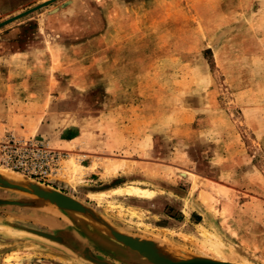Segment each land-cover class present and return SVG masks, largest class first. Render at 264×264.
<instances>
[{
	"label": "rangeland",
	"instance_id": "rangeland-1",
	"mask_svg": "<svg viewBox=\"0 0 264 264\" xmlns=\"http://www.w3.org/2000/svg\"><path fill=\"white\" fill-rule=\"evenodd\" d=\"M44 1L0 0V23ZM20 141L52 151L47 173L16 166ZM2 173L87 211L0 185L19 202L0 264H154L116 234L264 264V0H52L0 24Z\"/></svg>",
	"mask_w": 264,
	"mask_h": 264
},
{
	"label": "water",
	"instance_id": "water-1",
	"mask_svg": "<svg viewBox=\"0 0 264 264\" xmlns=\"http://www.w3.org/2000/svg\"><path fill=\"white\" fill-rule=\"evenodd\" d=\"M51 1L52 0L44 1V2L38 4L32 8L24 11V12H21L15 16L1 22L0 24L11 21V20L18 18V17H20V16H22V15H24L30 11H33L39 7L47 5ZM0 185L3 187L16 188L19 190L31 192L39 198H42V199H45V200H48V201L55 203L59 208H62V209L74 210V211H80V212L87 211V208L82 203H80L78 200H76L75 198L69 196L68 194L61 192L59 190H56V189H44V188L39 187L36 184H30L29 187H24V186H21V185L7 181L1 175H0ZM1 204H19V202L14 201V200H8V199H0V205ZM116 238L119 241L126 244L127 246H129L130 248L137 250L142 256L146 257L148 259V261H150L154 264H235V263H220V262H216V261H212V260H208V261H183L181 263H175L167 257L157 256L155 254V252L150 247H148L145 244L138 242L136 239H134L132 237H129V236H126L123 234H116ZM90 258H92V257H90ZM92 261L99 263V264H107L105 262L99 261V260L94 259V258H92Z\"/></svg>",
	"mask_w": 264,
	"mask_h": 264
},
{
	"label": "built area",
	"instance_id": "built-area-1",
	"mask_svg": "<svg viewBox=\"0 0 264 264\" xmlns=\"http://www.w3.org/2000/svg\"><path fill=\"white\" fill-rule=\"evenodd\" d=\"M12 142H16L11 139ZM22 157H17L16 166L29 173H47L50 162L56 157L51 150L32 143L31 141H20L17 143Z\"/></svg>",
	"mask_w": 264,
	"mask_h": 264
},
{
	"label": "bare ground",
	"instance_id": "bare-ground-1",
	"mask_svg": "<svg viewBox=\"0 0 264 264\" xmlns=\"http://www.w3.org/2000/svg\"><path fill=\"white\" fill-rule=\"evenodd\" d=\"M79 165V164H78ZM82 166V165H81ZM74 167V168H73ZM72 168V170L74 171V173L76 174V173H79V170L81 169V168H79V167H76L75 168V165L73 166ZM83 167V166H82ZM82 171H80V173H81ZM8 173V172H7ZM182 173V175H188L189 177H191V174H190V171H186V170H182V172H180L179 174H181ZM3 174V176L5 177V178H8L7 180H9V181H11V183H15V184H18V185H21V186H24V187H29L30 185H28L27 183H25V182H22V181H20V179H15V177L16 176H12L11 174L9 175H7L6 173H2ZM6 174V175H5ZM72 174V173H71ZM74 175V174H73ZM78 175V174H77ZM72 176V175H71ZM179 176V175H178ZM193 176V175H192ZM4 178V179H5ZM16 178H19V177H16ZM75 178H77V177H75ZM148 190V189H147ZM150 190V189H149ZM112 191H115V192H123V191H129V192H137V191H139V189L137 188V187H135V186H129V187H127V188H122V187H117V188H114ZM141 192H144V193H150L149 191L148 192H146V190H143V191H141ZM31 193V192H30ZM151 194V193H150ZM92 195H95V194H92ZM153 196V195H152ZM209 199V198H208ZM203 230V229H202ZM181 234V233H180ZM185 235V234H184ZM200 235V234H199ZM202 235H203V237L202 238H204L203 240H201V241H199V248L201 249V250H203V252H205V253H207V252H209V253H212L213 254V256L215 255V256H217L218 258L220 257V253L214 248V245L216 246V245H220V241H217L215 238L214 239H212L211 238V233L210 232H208V231H206V230H203L202 231ZM186 236H188V235H186ZM190 236V235H189ZM214 236V235H213ZM183 237H185V236H183ZM191 239V238H190ZM192 239H196V238H192ZM196 241V240H195ZM198 241V240H197ZM196 243V242H195ZM196 245V244H195ZM167 246V245H166ZM221 246V245H220ZM222 247V246H221ZM166 248V247H165ZM163 249H164V247H163ZM163 249H160L161 250V252L162 253H167L166 251H163ZM218 249H219V247H218ZM159 250V248H158V251H160ZM165 250V249H164ZM169 250H170V248H169ZM222 250V249H221ZM170 251H172V250H170ZM223 252V251H222ZM231 252V251H230ZM172 253V252H171ZM170 252H169V254H171ZM231 254H233V253H231ZM172 256H173V253L171 254ZM235 255V254H234ZM231 256V255H230ZM238 257H239V255H237ZM223 257H224V255H223ZM227 257H229V256H227ZM236 257V256H235ZM90 258V257H89ZM174 258V257H173ZM243 258H245V257H243ZM91 260H92V258H90ZM223 259H226L225 257L223 258ZM227 259H231V260H235L234 258H227ZM212 261H216V260H212ZM175 263H181V262H176V261H174ZM216 262H220V263H231V262H225V261H216ZM234 262V261H233ZM248 263V260H246V259H241V263H239V264H247ZM253 263V262H252Z\"/></svg>",
	"mask_w": 264,
	"mask_h": 264
},
{
	"label": "crops",
	"instance_id": "crops-1",
	"mask_svg": "<svg viewBox=\"0 0 264 264\" xmlns=\"http://www.w3.org/2000/svg\"><path fill=\"white\" fill-rule=\"evenodd\" d=\"M75 2L77 3L78 0H75ZM76 5V4H75ZM65 15V17H67V14L66 13H63ZM63 16V15H62ZM83 27V26H82ZM17 95H21V90L17 89ZM22 96H23V93H22ZM192 213H194L197 217L198 216H201V213L199 211H193Z\"/></svg>",
	"mask_w": 264,
	"mask_h": 264
}]
</instances>
